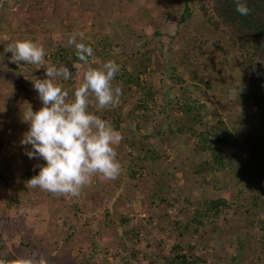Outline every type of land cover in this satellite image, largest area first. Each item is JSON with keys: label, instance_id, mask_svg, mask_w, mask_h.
I'll return each mask as SVG.
<instances>
[{"label": "trees", "instance_id": "1", "mask_svg": "<svg viewBox=\"0 0 264 264\" xmlns=\"http://www.w3.org/2000/svg\"><path fill=\"white\" fill-rule=\"evenodd\" d=\"M39 1V7L44 2L52 8L59 6L57 13L53 8V20L61 35L50 38L47 43L38 30L41 18L36 16L24 21L26 18L12 16L11 20L19 21L24 29L19 35H10L6 42L31 40L42 45L46 51L43 68L66 66L71 71L70 80L56 81L69 94H73L82 82V73L87 67L98 68L104 62L114 60L120 66L112 81L113 89L120 87L122 90L119 102L97 111L93 101L89 111L109 121L121 135L122 125L126 121L134 122V128L128 133L134 130L139 139L137 142L133 138L122 139L116 146L119 152L123 145L136 152V156L126 155L134 159L130 158L127 169L121 170L116 180L106 181L100 176H97V183L93 178L91 180V185L94 183L91 194L85 199L90 202L87 206L99 210V216L94 213L88 217L86 211L83 215L100 227L114 226L121 233L114 241L107 238L99 244L93 242L91 252L77 247L81 257L79 263L111 264L109 259L115 260L120 252L123 254L119 264H264V0H243L250 9L246 16L236 12L234 0H183L173 36L163 31L171 17L162 4L164 1L174 4L175 0H103L107 4L103 5L107 16L95 18L93 24L97 28L89 36L90 40L83 38L81 41L77 36L78 42L93 49L95 59L90 58L89 65L80 62L75 48L68 45L72 34L64 30L67 27L65 16L71 10L61 4L62 0ZM134 3L142 4L143 8L131 9ZM129 9L128 19L138 30L136 35L131 34V25L129 28L126 18L117 17ZM195 14L202 19L198 25L192 24ZM176 37L182 43L189 37L197 41L196 45L187 47L183 55L182 64L189 66L187 71L191 74L189 81L192 83L188 86L177 68L168 66V61L161 58L165 49L172 52ZM6 45L0 44V47ZM117 49H123V58L117 55ZM10 57L11 53L7 63H0V89L9 87L11 91H0V100L13 104V108H7L5 104V109L0 107V157L4 154L0 171L5 173H0V202L5 203L0 216V260L27 258L22 248L8 246L9 237L16 232L22 233L30 224L44 222L46 218L42 213L47 212L55 218L56 232H63V226L59 227L61 223H68L71 234H67L60 245L55 243L59 247L53 250V256L48 252L42 256L47 264H63L64 256L71 254L77 244L73 238L79 243L87 237L86 232L80 230L86 226L76 227L69 217L58 216L61 211L56 203L65 200L62 195L27 187V181L39 173L45 162L42 158L30 159L26 155L32 150L31 146L22 145L21 141L29 128L16 126L13 112H18L16 106L22 102L30 105L34 112L38 111V95L31 80L33 76L44 78L36 70L40 65L13 64ZM210 68L217 71V76H224L226 94L236 100V105L231 104L230 123L202 101L216 90V85L200 80V75L212 72ZM233 71L237 72L236 82L228 81L225 76L227 73L231 76ZM156 74L161 77L155 78L153 75ZM13 78L25 80V86L18 85ZM240 87L247 106L238 105L236 93ZM176 90L182 91L184 97L173 96V100L171 94ZM33 96L34 100H31ZM124 109L128 111L124 112ZM235 109L242 111L238 118L234 117ZM11 130L14 131L12 134ZM166 139L169 144L166 148L173 154L172 165L166 162L168 156L164 150L162 153L160 150ZM185 145L190 147L186 149ZM176 174L181 175L185 192L183 189L179 192ZM156 178L164 180L163 186L159 187L161 195L149 196L152 211L148 212L146 225L130 227V218L124 216H120L116 224L113 216L117 205L108 207V202L118 189L138 187L136 182L149 184L154 181L157 185ZM3 194L9 196L7 200L1 198ZM2 206L0 203V208ZM159 206L163 207L168 227H158L161 232H168L172 240L170 245L161 240L151 244L146 241L151 233V220L161 222ZM72 207L76 216L80 208L76 204ZM142 242L152 247L151 254L141 251ZM45 244L43 242L44 247L49 246ZM60 247H64L62 252H59ZM111 250L113 254H110Z\"/></svg>", "mask_w": 264, "mask_h": 264}, {"label": "rangeland", "instance_id": "2", "mask_svg": "<svg viewBox=\"0 0 264 264\" xmlns=\"http://www.w3.org/2000/svg\"><path fill=\"white\" fill-rule=\"evenodd\" d=\"M32 1V2H31ZM37 1L36 4L34 0H0V28L3 25L4 29H0V44L3 46L6 45V40L10 35H19L22 33L23 31V25L18 21H12L11 17H17V18H26L24 21H27L28 19L32 18V17H36L38 16L39 18H41L42 22H38L41 24V26H38V30L40 31V34L42 35V39L45 40L47 43H49V39L52 37H57L59 35H61V30H59V26H55V22L53 20V8L56 9V13L58 12V8L57 7H50L49 3H42L40 7H44V8H40L38 5L40 4L39 0H35ZM64 6H67V8H69L71 11L68 12L65 16V18H67L66 23L67 27H65V31L66 33H70L72 35H77L79 33H83V38L85 41H89L90 38L89 36L93 35L95 33V26H94V20L97 16H107V14L104 12V8L103 5H105L106 3L103 2V0H62ZM149 0H146V2ZM47 2V1H46ZM183 0H175L174 4L171 1H164L162 4V8L167 11L168 13H170V20L169 22L165 25L163 31L165 32L166 35L169 36H173L176 33V19L178 17V14H180L182 12L183 9ZM100 5V6H99ZM107 5V4H106ZM49 6V7H48ZM134 7L137 8H143L142 4L139 3H134L131 6V9H134ZM45 14V16H43L42 13ZM130 13V9L127 10V13L124 15H119L117 17H121L122 19L126 18V23L130 28L131 25V20L129 22L128 19V15ZM13 17V18H14ZM9 18V19H8ZM52 19V21H51ZM71 19H73L71 21ZM23 20V19H22ZM202 21L200 15L195 14L194 15V19L192 24L193 25H198L200 22ZM112 23H114L112 21ZM9 25V26H7ZM45 25V26H44ZM102 26V24L99 25V27ZM116 28H118V23L116 22L115 24ZM136 30L134 29L131 25V34L136 35ZM138 31V30H137ZM197 41L196 39L193 40L192 37L187 38L183 43L181 42V40H179V38H175L173 44H172V52H168L166 51L167 49H165L164 53L161 55L162 59H165L168 64V66H172L174 65L177 70L178 73L184 78V80L186 81V86H188V84L190 85L192 83L191 80V74L188 73L187 70L189 69V66H187V64H182L183 61V55L186 54V48L196 45ZM46 48V47H45ZM47 49V48H46ZM123 49H117L116 53H118L117 55L121 58H123ZM46 52V51H45ZM115 54V52H114ZM9 58V53H5L4 52V48L0 47V63H7V59ZM207 61L210 60V58L206 59ZM194 63H197V61H194ZM199 63V60H198ZM44 66L40 65L39 68L37 67V73L42 74L43 78H46L45 75V71L42 70ZM193 67H195V64L193 65ZM44 69V68H43ZM42 70V71H41ZM212 72H207V74L205 75H200V80L204 82H209L212 85H216V90L214 92V94H212L210 97H204L202 99L203 103L209 105L211 108H214L219 114H221V117L225 120V122L230 123V119H232L230 117V115L232 114V108H231V104L232 105H236V100L234 99V97H230L228 96L226 93V82L225 79L223 78L224 76H217V71L214 68H210L209 69ZM227 70H229L227 68ZM226 70V71H227ZM227 73V72H226ZM155 78L161 77L158 74L153 75ZM228 76V81H237V72L233 71V73L231 74V76ZM14 82H16L18 85L20 86H25V80L23 79H19V78H13ZM168 82V80H167ZM176 85V84H173ZM168 87V85H166V88ZM241 87L240 89L237 90V97H238V105L240 107L242 106H247L248 103L246 101V99L244 98L245 96H243V93L241 91ZM0 91H4L6 92H11L10 88H1ZM177 91V90H176ZM174 91L171 95H172V99L173 96L176 98H183L184 97V93L182 91ZM72 92V91H71ZM38 95V93H37ZM71 95V96H70ZM178 96V97H177ZM234 96V95H233ZM38 97V96H37ZM69 97H72V94H69ZM23 99V98H22ZM171 97H169V100H172ZM31 100H34V96L31 98ZM174 100V99H173ZM235 100V101H234ZM8 102H3L2 100H0V107L4 106L5 109V105L7 106ZM38 110L43 106L42 102L39 100L38 98ZM14 103V102H13ZM20 103L19 101L17 102V104ZM23 103V104H22ZM20 103L19 106H16L18 110V112H13L16 115V126L18 127H26L29 128V124L27 122L24 121L23 119V113L28 109V104L26 105V103L22 102ZM5 104V105H4ZM118 103H115L114 105H117ZM15 105V103H14ZM92 107L94 105H91ZM13 108V104H9L7 106V108ZM129 108V107H128ZM126 108V109H128ZM124 109V112L128 111ZM22 110V111H20ZM242 113V111L240 110H236L234 111V117L238 118L239 115ZM161 116V115H158ZM155 125L153 124L152 127H154ZM130 128H134V122H125L122 125V137L123 139L126 138H133L137 141H139L137 134H135V131L132 130L131 132L128 133V131L130 130ZM12 132H14L13 130L10 131V134H12ZM141 134L144 135L145 133L143 131H141ZM168 140H165V144L160 147L161 153L162 150H164V153L168 156L167 157V163H169L170 165H172L173 162V154L171 152V150L169 148H166ZM165 146V147H164ZM182 148H184L182 145H180ZM186 149L189 148L190 146L185 145ZM166 148V149H165ZM178 149V148H175ZM117 151V157H118V161L121 164V170H126L127 169V165L129 164L130 158L134 159L132 157H126V155H130L128 153H131L133 155L136 156V152L135 151H130L128 150L124 145L121 148V151L119 152V150ZM4 156V154H3ZM3 156L0 157V161H2L1 158H3ZM1 170V169H0ZM148 171V170H147ZM147 171H144L147 174ZM0 173H4L3 171H0ZM5 174V173H4ZM9 178V177H8ZM176 183L179 187V192H182V189L186 187L183 179L181 178L180 174H176ZM11 179V178H9ZM94 182L97 181V176L93 177ZM157 181V185L154 184V181H152L151 183L149 182V184H144V183H137L136 185H138V187L132 188L127 190L124 186L121 189H118V191L114 194L113 199L110 200V202H108V207H116L117 205V209H116V215L113 216V221L118 224L119 223V219L120 216H124V217H129L130 218V227L132 226H142V225H146V220L148 219V212L152 211V206L149 205L150 202V197L152 198V195H158L160 193L159 187L163 186L162 185V179L160 178H156ZM7 182H11L8 181ZM141 182H145V181H141ZM97 183V182H96ZM2 186H5V183H1ZM94 183H92L93 185ZM91 182L87 185H85L81 191L79 196H77L76 199H71L68 200L71 196H64L62 195L63 201H59L56 203V206L59 205L60 207V211L58 213L59 217H63V216H67L69 217L70 220L73 221L74 226L76 227H80V226H86L82 229H80L81 231L86 232L85 236H87L86 238H82L81 242H75L74 238H73V242L77 243L75 244V249L73 250V252L68 253V255H65L64 258L66 259V261H63V264H80L79 260H80V255H79V250L77 247H80L79 249H86L87 251L91 252L89 249L91 248V245L93 244V242H97V244H99L102 240H106L107 238H110L111 241L116 240V236L121 233L120 229L112 226L109 228H104V227H100L99 224L96 222H91L90 220H88L86 218V215H83V212L86 211L87 216H91L94 213H99V210L94 208V207H90L87 206L90 204V202L85 199L86 196L90 197V190H91ZM46 192V191H45ZM180 192V193H181ZM183 192H185V189H183ZM19 195V193L17 194ZM161 195V193L159 194ZM158 195V196H159ZM196 195V194H193ZM150 196V197H149ZM9 196L7 194H3L1 198H3V200H7ZM69 197V198H68ZM157 196H155L154 198H156ZM153 198V200H154ZM2 203V208H0V216H2V211L4 212L5 209V203L4 202H0ZM73 204H76V206H78L80 208V212L77 213V215L75 216V210L72 207ZM161 208L160 210V215H162L161 218V222H156L154 220L152 221V224L149 226V229L151 230V233L149 236L146 237V241L147 244H151L154 240L156 241H163L166 242V244L170 245L172 240L169 239V234L168 232L163 233L160 230V226H166L168 225V220L163 217V212H162V208L161 206H159ZM43 217L46 218V220L44 222L38 223L35 222L34 226L33 225H29L30 227L25 229L22 233L16 232L15 234H12L11 237H9L10 239L8 240V246L11 248H22V252L23 255L27 258H30L34 253L37 254L38 256L44 254L45 252H48L49 254L51 253H55V249H57L60 245V243L62 242L63 238H66L67 234H71V231H69V226L68 223H66V225H62L59 227H62L63 232H56V229L58 228H54L55 227V223L56 221L54 220L55 218H53V216L47 212H43L42 213ZM99 216V214H98ZM45 223V224H42ZM60 224V223H59ZM235 224H237V222L235 221ZM242 222L239 221V224L241 226ZM35 226H40L41 229L35 227ZM159 226V227H158ZM155 227V229H154ZM168 227V226H166ZM61 229V228H59ZM52 230H54V232H51ZM98 231L97 236L93 237V235L95 234V232ZM37 235V236H35ZM61 237H60V236ZM128 236H126L127 238ZM144 238V236L142 237ZM35 243V244H31L33 246L30 245V243ZM43 242H46L45 245L49 244V246L44 247L43 246ZM59 243V245L56 247L55 243ZM38 243V244H37ZM30 245L29 247H27V245ZM37 244V245H36ZM146 242H142L141 243V251H145L147 253L151 254V251L153 249L149 248L147 246ZM191 244H195L192 243ZM39 245H41V247H39ZM50 245H53V247H50ZM64 249V247H60V251L62 252ZM39 251V252H38ZM114 251H110V254H113ZM53 254H51L53 256ZM123 253H118V255L115 257V260H112L110 257L109 261L111 262V264H119V259L122 256ZM51 256V257H52Z\"/></svg>", "mask_w": 264, "mask_h": 264}, {"label": "clouds", "instance_id": "3", "mask_svg": "<svg viewBox=\"0 0 264 264\" xmlns=\"http://www.w3.org/2000/svg\"><path fill=\"white\" fill-rule=\"evenodd\" d=\"M235 10L241 16L250 9L243 0H234ZM83 40V33H79ZM68 45L75 48L80 62L90 64L95 59L93 49L77 41V35L68 39ZM5 53H11L10 62L20 65H43L45 49L31 40L8 42ZM45 79L33 76L32 84L42 102L38 111L29 105L23 119L29 124L22 145H30L26 155L42 158L45 164L39 173L27 181V187L39 188L53 195L79 196L81 189L89 184L94 176L106 181L116 180L121 172V164L116 159L118 146L123 137L113 125L89 111L94 101L96 110L102 111L119 102L120 87L113 89L112 81L120 71L114 61L102 66L87 67L82 73V82L69 98L58 80H70L72 73L66 66H48ZM0 264H47L42 255L33 254L30 258L12 261L0 260Z\"/></svg>", "mask_w": 264, "mask_h": 264}]
</instances>
